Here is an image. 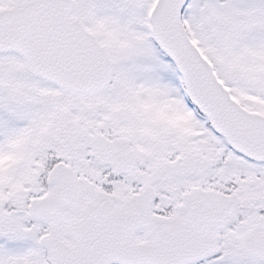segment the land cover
I'll use <instances>...</instances> for the list:
<instances>
[{"label":"snow or ice","instance_id":"1","mask_svg":"<svg viewBox=\"0 0 264 264\" xmlns=\"http://www.w3.org/2000/svg\"><path fill=\"white\" fill-rule=\"evenodd\" d=\"M0 264H264V0H0Z\"/></svg>","mask_w":264,"mask_h":264}]
</instances>
